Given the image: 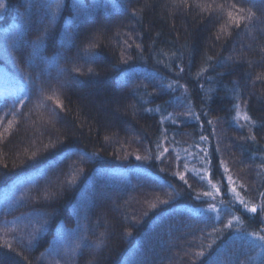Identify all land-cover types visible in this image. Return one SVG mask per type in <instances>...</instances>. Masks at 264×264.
Here are the masks:
<instances>
[{"label": "trees", "instance_id": "obj_1", "mask_svg": "<svg viewBox=\"0 0 264 264\" xmlns=\"http://www.w3.org/2000/svg\"><path fill=\"white\" fill-rule=\"evenodd\" d=\"M0 4V264H264V0Z\"/></svg>", "mask_w": 264, "mask_h": 264}, {"label": "rangeland", "instance_id": "obj_2", "mask_svg": "<svg viewBox=\"0 0 264 264\" xmlns=\"http://www.w3.org/2000/svg\"><path fill=\"white\" fill-rule=\"evenodd\" d=\"M204 132L206 133V131H204ZM203 137H206V139H201V142H203V143L204 142H207V143H205V148H203V143H202V145L199 147V149H206V150H208L209 154L205 158L206 159H209V156H210V147H209V145L210 144L207 141V136H203ZM198 153H199V157H200V152H198ZM201 155H202V157L204 156V151H203V153H201ZM212 171H213V169H212ZM211 177H212V173L209 171L208 172V175L206 176V179H209ZM207 183H208V180H207ZM226 188H227L226 189L227 190V194H228V196L231 199H232V196L233 195L236 197V195L232 192V189L233 188L235 189V192L239 194V191H238L237 187H230V186H228ZM212 193H213V196L212 197H207L206 196L209 205L210 204H215V206H223L225 208L228 206V208H229V206L231 204V201L226 198V194H224L223 191H220V189H219V192H216V188H215L214 191H212ZM262 193H264V188L262 190ZM260 197L261 198H260L259 204L257 205L258 211H257L256 214H259V217H261V224H260V227H259V230L258 231H253L251 233H254L255 232L258 235H264V222H262V221H264V214H261L260 211H259L260 206L261 205H264V196L261 195ZM239 198H240V195H239ZM237 200H238V198H237ZM249 214H251V217L252 218H255V214H252V213H249ZM247 224H248V222H247ZM255 225H256V223H255ZM234 232H236L239 236H241V235L247 233L248 230H246L243 227H237V228L234 229ZM250 236L255 240L256 245L259 247V250H258L259 253H261L263 255L264 254V248H262L261 245H264V241H260L259 239H257L256 237H253L252 235H250Z\"/></svg>", "mask_w": 264, "mask_h": 264}, {"label": "snow or ice", "instance_id": "obj_3", "mask_svg": "<svg viewBox=\"0 0 264 264\" xmlns=\"http://www.w3.org/2000/svg\"><path fill=\"white\" fill-rule=\"evenodd\" d=\"M3 7H4V5L0 4V8H3ZM74 7H78L79 8V7H83V6L82 5H75ZM233 7H235V5H233ZM239 11L243 12L244 9L241 8V9H239ZM229 15H231V14H229ZM241 19H243V17H241ZM181 71H183V69H181ZM200 87L203 88V85H200ZM30 99H31V96L30 95H25V96H23V99L22 100H18V102L22 103L23 100H30ZM48 99L51 100L52 98L49 97ZM57 104H58L59 107H61V108L63 107V105L59 101H57ZM148 110L150 111V109H148ZM191 115H195V114H191ZM243 119H244V121H251V117L248 116L247 114H245L243 116ZM252 123H254V122H252ZM238 127L243 128L244 127V124L238 123ZM250 131H251V129H250ZM201 139H206V137H203L202 136ZM251 139L254 140L255 137L252 136ZM163 151L164 152H167L168 150L165 148V149H163ZM137 159H140V157H137ZM208 162L210 163V161H208ZM207 171H208V169L206 168L205 169V172H207ZM175 175L179 178V180L184 181L185 183H187V181L185 180V175L184 174H182L180 172H176ZM199 178L200 179H204L205 177L201 176ZM226 179L229 182H231V180H232V178L230 176L227 177ZM213 187L215 188L216 186L213 185ZM216 192H219V189L218 188H216ZM232 192L236 195V197L238 198V203L243 207V209L246 212H249V213H252V214H256L257 213L258 209H257V206L256 205L249 206V203L247 201H245L242 198H239V194L235 192V189L234 188L232 189ZM204 195L207 196V197H212L213 196V193L212 192H207V193H204ZM261 195L264 196V193H262ZM209 207H210V210L211 211H214V212H218L219 211L216 208L215 204H210ZM259 211H260L261 214H264V205H261L260 206ZM236 219H238V218H236ZM262 222H264V221H262ZM227 227H229V228L232 227V222L231 221H229V223L227 224ZM250 235H252L253 237H256L260 241H264V235H258L255 232L254 233H251ZM8 247L10 248L11 246L9 245ZM261 247L264 248V245H261ZM200 255L203 256L204 255L203 252H201ZM211 264H216V261L215 260H212L211 261Z\"/></svg>", "mask_w": 264, "mask_h": 264}]
</instances>
